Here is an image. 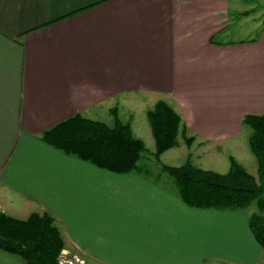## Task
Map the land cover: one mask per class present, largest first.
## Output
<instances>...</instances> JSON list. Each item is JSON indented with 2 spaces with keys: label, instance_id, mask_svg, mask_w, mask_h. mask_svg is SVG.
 I'll use <instances>...</instances> for the list:
<instances>
[{
  "label": "crops",
  "instance_id": "1",
  "mask_svg": "<svg viewBox=\"0 0 264 264\" xmlns=\"http://www.w3.org/2000/svg\"><path fill=\"white\" fill-rule=\"evenodd\" d=\"M231 5L0 0V211L49 214L88 264H264L247 210L188 206L149 159L116 173L41 139L76 114L100 120L116 101L162 99L180 115V133L213 157L229 144L240 163L242 118L264 110V25L255 38L234 36L230 12H251ZM0 264L26 263L0 249Z\"/></svg>",
  "mask_w": 264,
  "mask_h": 264
},
{
  "label": "trees",
  "instance_id": "2",
  "mask_svg": "<svg viewBox=\"0 0 264 264\" xmlns=\"http://www.w3.org/2000/svg\"><path fill=\"white\" fill-rule=\"evenodd\" d=\"M115 108L110 109L114 114L112 125L76 114L43 131L41 139L112 172L136 170L148 150L143 140L133 135L129 123L117 117ZM146 116L154 140L151 157L172 177L182 201L191 207L215 209L244 210L254 205L248 226L264 250V110L242 118V124L250 127L248 146L257 161L256 176L231 155L226 172L198 167L190 158L178 166L165 165L160 155L178 144L181 117L164 100L156 101ZM192 140L185 138L186 145ZM63 242L53 217L47 213L32 212L18 219L0 212V249L21 257L26 264H60Z\"/></svg>",
  "mask_w": 264,
  "mask_h": 264
},
{
  "label": "rangeland",
  "instance_id": "3",
  "mask_svg": "<svg viewBox=\"0 0 264 264\" xmlns=\"http://www.w3.org/2000/svg\"><path fill=\"white\" fill-rule=\"evenodd\" d=\"M231 2H233V8H238L239 11H246V10H251L253 9V11L251 13H249L248 15H244L242 13H238L237 11H231L230 12V23L233 25L234 30V36H238L240 38H244V39H250V38H255L257 36V34L259 33V30L261 28V24L264 20V0H231ZM162 100V99H159ZM158 101V100H157ZM141 101L140 99L135 101V98H133V100L130 101V99L128 100V102L121 104L120 101H116L115 104L113 103V108H115V114L117 115V117L124 123H129L130 127L132 126L135 132V134H137V130L140 131V134H144L143 136V140H145V146L147 148H149L150 150H152V146L149 145L147 137L145 136V128L149 129V131H151L150 129V125L149 122L147 120V116H146V112L151 109L153 107L151 101H148V104L145 103L146 101ZM172 106V105H171ZM109 112L111 113V116H109L108 113H106L104 116H99L98 118H101L100 120H104L105 122H107L108 124L112 125L113 122V117L114 114H112V112L109 110ZM132 125H131V124ZM244 125V124H243ZM243 135L245 134V132L247 134H249L250 132V127L248 126H244L243 128ZM143 130V131H142ZM150 136V135H149ZM187 137H192L193 140L191 141L190 145H193L192 147H194V152H191L194 156L193 158L190 157H185L184 153L186 151V143H185V138ZM178 141H179V147H174L172 149V151L166 153V157H163L161 159L162 163H164L165 165H171V166H178L181 165L182 163H184V161L187 158H190V160L198 167H200V165H198L197 163L200 162L202 165V168H208V169H212L214 171L217 172H221L223 170H225L224 165L227 164L228 166V158L230 156V154H228V150L225 151L229 146V144H224V145H219L216 148V152H220L223 155H221L220 157H213V155L210 153L209 148L207 147V143H200L199 140H196V138L194 136H191L189 133H184L181 132L180 135H178ZM152 141L153 138L151 137ZM185 144V145H184ZM243 144L246 145L244 146V148L239 149L241 150L240 155V163L245 167V169L253 174L254 176L257 175V161L256 158L254 157V155L252 154V152L249 149L248 146V140H244L243 139ZM208 145H211L208 143ZM225 145H227V147H225ZM225 151V152H224ZM237 152V151H236ZM198 156V157H197ZM149 158V164L155 167H158L157 162H154L155 159L153 157H151V155L149 153L144 154L143 158H142V162L146 163L148 162L146 158ZM172 157H175V159H173ZM160 168V166H159ZM226 172V171H225ZM247 210L249 213L253 212L255 210V206L251 205L250 208L245 209ZM3 212L9 216H12L4 211H0ZM35 212V211H34ZM32 213V212H31ZM38 213V212H36ZM42 214V213H39ZM15 217V216H12ZM28 216H26L25 218H27ZM17 218V217H15ZM25 218H18V219H25ZM55 223V221H54ZM68 245V244H67ZM63 249L61 250V253L58 257V261L59 263L61 262V264H64L67 262L68 259H71L73 261H75V259L78 260H83L84 264H88V262L86 261V258L83 257V255L78 254L72 250H70L69 247H65V244L63 242ZM260 260L264 262V250H261V257Z\"/></svg>",
  "mask_w": 264,
  "mask_h": 264
},
{
  "label": "built area",
  "instance_id": "4",
  "mask_svg": "<svg viewBox=\"0 0 264 264\" xmlns=\"http://www.w3.org/2000/svg\"><path fill=\"white\" fill-rule=\"evenodd\" d=\"M61 264V262H60ZM64 264H84V261L83 260H78V259H75V261L71 260V259H68L66 263Z\"/></svg>",
  "mask_w": 264,
  "mask_h": 264
}]
</instances>
